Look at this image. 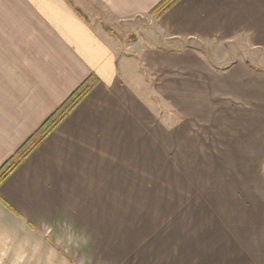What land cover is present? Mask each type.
<instances>
[{"label":"crops","instance_id":"crops-1","mask_svg":"<svg viewBox=\"0 0 264 264\" xmlns=\"http://www.w3.org/2000/svg\"><path fill=\"white\" fill-rule=\"evenodd\" d=\"M99 1L134 39L0 0V166L99 79L1 183L0 264H264V0Z\"/></svg>","mask_w":264,"mask_h":264},{"label":"trees","instance_id":"trees-1","mask_svg":"<svg viewBox=\"0 0 264 264\" xmlns=\"http://www.w3.org/2000/svg\"><path fill=\"white\" fill-rule=\"evenodd\" d=\"M179 0H160L151 13L160 15ZM79 11V10H78ZM80 12V11H79ZM81 13V12H80ZM82 14V13H81ZM108 32L116 34L109 26ZM95 74L89 75L69 96L43 121V123L19 146V148L0 166V185L13 170L42 142L53 129L78 105L98 82Z\"/></svg>","mask_w":264,"mask_h":264},{"label":"rangeland","instance_id":"rangeland-1","mask_svg":"<svg viewBox=\"0 0 264 264\" xmlns=\"http://www.w3.org/2000/svg\"><path fill=\"white\" fill-rule=\"evenodd\" d=\"M73 5H75L78 10L88 18H93L94 21H103L105 26H109L116 34V36L124 42L125 40H132L135 37V32L133 27L127 26V21L114 22L112 18L109 16L108 10L105 5H103L99 0H71ZM151 17H143L142 22H145L143 27H146L148 23H150L151 19H153L155 14H150ZM139 23V20L137 21ZM229 52V51H227ZM226 56L222 55L217 58V61L224 59Z\"/></svg>","mask_w":264,"mask_h":264}]
</instances>
